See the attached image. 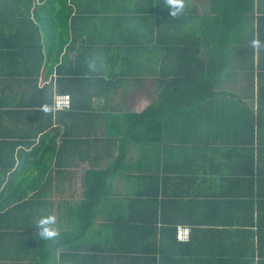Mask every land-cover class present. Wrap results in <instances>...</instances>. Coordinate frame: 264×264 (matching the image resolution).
Listing matches in <instances>:
<instances>
[{
	"label": "crops",
	"instance_id": "crops-1",
	"mask_svg": "<svg viewBox=\"0 0 264 264\" xmlns=\"http://www.w3.org/2000/svg\"><path fill=\"white\" fill-rule=\"evenodd\" d=\"M156 5L0 0V264H264V49L232 43L220 81L175 83L195 52Z\"/></svg>",
	"mask_w": 264,
	"mask_h": 264
},
{
	"label": "trees",
	"instance_id": "trees-1",
	"mask_svg": "<svg viewBox=\"0 0 264 264\" xmlns=\"http://www.w3.org/2000/svg\"><path fill=\"white\" fill-rule=\"evenodd\" d=\"M153 1L157 4L151 11L155 22L160 26L171 27L174 32L178 33L175 42H177L179 54L188 55V53L195 52L193 57L188 55L182 65L180 58L178 70L173 73L175 83L196 81L201 84H215L220 81L227 66L228 52L232 48V43H236L238 50L242 51L253 49L254 41H258L260 47L264 49V8H257L256 0H207L205 5L203 4L201 13L197 10L198 8L193 13L184 8L175 16L171 14L165 0ZM131 11L137 12L136 9L128 8L122 13L126 16V13ZM61 15L59 18L64 21L66 14L62 12ZM180 18L183 19L182 23L185 27L179 24ZM165 19L169 22H165ZM185 20L187 22H184ZM260 75H264V71L261 70ZM109 189L110 180L108 179L103 191L108 192ZM87 190L90 199L85 201L84 223L91 222L97 197L101 194L99 188H93L91 185ZM254 256L255 248L248 250L245 254L242 252L238 254L239 260H245L247 264L254 262ZM211 258H214V255Z\"/></svg>",
	"mask_w": 264,
	"mask_h": 264
},
{
	"label": "clouds",
	"instance_id": "clouds-1",
	"mask_svg": "<svg viewBox=\"0 0 264 264\" xmlns=\"http://www.w3.org/2000/svg\"><path fill=\"white\" fill-rule=\"evenodd\" d=\"M168 4L173 16L181 13L184 9V0H168ZM34 225L38 227L39 238L41 240H51L59 234V230L56 227V217L52 214H42L37 218Z\"/></svg>",
	"mask_w": 264,
	"mask_h": 264
},
{
	"label": "built area",
	"instance_id": "built-area-1",
	"mask_svg": "<svg viewBox=\"0 0 264 264\" xmlns=\"http://www.w3.org/2000/svg\"><path fill=\"white\" fill-rule=\"evenodd\" d=\"M55 106L59 109L70 108L71 97L69 94H57L55 97ZM191 236V228L189 226L180 225L177 227V238L181 241H188Z\"/></svg>",
	"mask_w": 264,
	"mask_h": 264
}]
</instances>
